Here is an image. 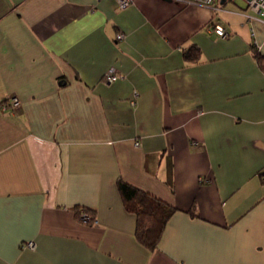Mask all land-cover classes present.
I'll use <instances>...</instances> for the list:
<instances>
[{
  "label": "crops",
  "instance_id": "obj_1",
  "mask_svg": "<svg viewBox=\"0 0 264 264\" xmlns=\"http://www.w3.org/2000/svg\"><path fill=\"white\" fill-rule=\"evenodd\" d=\"M218 1L0 0V264H264V21ZM119 181L175 208L154 250Z\"/></svg>",
  "mask_w": 264,
  "mask_h": 264
},
{
  "label": "trees",
  "instance_id": "obj_2",
  "mask_svg": "<svg viewBox=\"0 0 264 264\" xmlns=\"http://www.w3.org/2000/svg\"><path fill=\"white\" fill-rule=\"evenodd\" d=\"M253 49L255 58L264 69V56L260 55L255 47ZM199 54L197 45H190L183 51L184 59L189 62L197 61ZM118 188L126 209L135 216V238L147 249L154 250L157 247L164 226L175 208L123 181L118 182ZM83 209L89 212L92 219H95L92 211L87 208Z\"/></svg>",
  "mask_w": 264,
  "mask_h": 264
},
{
  "label": "built area",
  "instance_id": "obj_3",
  "mask_svg": "<svg viewBox=\"0 0 264 264\" xmlns=\"http://www.w3.org/2000/svg\"><path fill=\"white\" fill-rule=\"evenodd\" d=\"M116 5L119 9H123L131 4L132 0H115ZM184 4H194V5H200L205 6L209 8L214 9H220L219 4H217L214 0H176ZM247 1V7L251 9V11L259 16L261 20L264 21V0H246ZM211 30H213L218 36L220 37H228L229 31L226 30L221 25H215L214 27H211ZM117 39L123 38V33L119 32L117 34ZM118 77V74L116 73L114 67H110L106 73L104 74V80L106 82H113ZM8 103V104H7ZM131 103H134V100L131 101ZM8 105L11 107H17L19 105V99L16 96H13L7 101L1 103V108L5 109ZM78 217L81 221L88 223V222H95L96 219H92L89 212L85 209H80L78 213ZM28 247L33 248L35 246L33 241H29L26 243Z\"/></svg>",
  "mask_w": 264,
  "mask_h": 264
},
{
  "label": "rangeland",
  "instance_id": "obj_4",
  "mask_svg": "<svg viewBox=\"0 0 264 264\" xmlns=\"http://www.w3.org/2000/svg\"><path fill=\"white\" fill-rule=\"evenodd\" d=\"M215 2H217L218 0H214ZM219 2V1H218ZM226 5L232 6V7H244L243 3L241 2V0H227ZM249 8V7H248ZM250 9V8H249ZM251 11V9H250Z\"/></svg>",
  "mask_w": 264,
  "mask_h": 264
},
{
  "label": "water",
  "instance_id": "obj_5",
  "mask_svg": "<svg viewBox=\"0 0 264 264\" xmlns=\"http://www.w3.org/2000/svg\"><path fill=\"white\" fill-rule=\"evenodd\" d=\"M221 1H223V0H221Z\"/></svg>",
  "mask_w": 264,
  "mask_h": 264
}]
</instances>
